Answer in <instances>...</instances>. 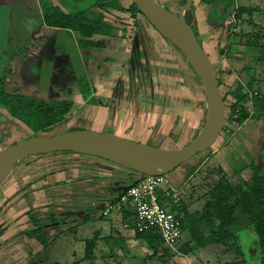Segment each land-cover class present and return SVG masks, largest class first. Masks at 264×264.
Listing matches in <instances>:
<instances>
[{
    "label": "crops",
    "instance_id": "1",
    "mask_svg": "<svg viewBox=\"0 0 264 264\" xmlns=\"http://www.w3.org/2000/svg\"><path fill=\"white\" fill-rule=\"evenodd\" d=\"M117 1L125 5L126 0ZM37 3V9L43 14L40 1ZM192 11L198 30V41L208 54L216 77L221 76L227 80L235 70V61L229 60V67L224 58V45L221 47L220 41L224 40L225 44V29L231 23H224L222 28L209 26L206 11L200 0H192ZM91 15H101L107 27L104 25L100 32L87 38H82L77 31L66 29L72 32L71 36L76 42L81 41L80 65L89 85L83 93L78 87L79 77L74 75L68 78V96L61 99L73 103L70 114L63 122L66 125L73 117L72 125L67 131L71 128L86 129L75 126L76 120L80 118L86 123L94 121L97 117V106H103L105 99L109 109L106 121L110 122L112 115L122 109L126 114H117L128 119L124 122L125 126L133 130L138 126L155 128L159 136H164V141L174 143L186 138L190 133L195 134L205 117L207 103L202 87L185 58L156 32L140 13L131 17L128 12H121L110 6L101 9L94 6L88 11V17ZM39 23V27L27 41L29 48L22 55L28 59H39L49 48L45 43L46 37L52 32L61 31V28L44 24L43 15ZM33 37L39 39V49L32 47ZM82 40L100 44L102 47L84 46ZM33 53L38 56H32ZM4 78L6 81L5 76ZM91 99H95L94 105L90 103ZM4 122H0V135L9 124L14 126V133L12 139L1 144L0 148L30 135L28 127L18 120L12 121L11 118L9 123ZM8 130H4L5 135ZM160 147L170 148L165 144ZM34 163H42V166L32 170ZM14 174L21 182L4 185L3 183ZM37 176L39 180L32 182ZM131 180L133 177L110 162L76 153L42 154L19 163L2 181L3 186H0V197H3V200H0V208L3 205L0 219L6 224L3 233L14 244V255L10 256L9 260L18 263V260H15L17 257L22 255L25 261L30 254L24 250L27 248V242H30L24 231L32 226L28 213L45 225L42 231L49 243L61 233L70 230L67 228L55 233L54 230H59L58 218L64 228L70 220L76 225L93 220L92 215L102 209L103 203L118 195L120 192L117 190L129 184ZM20 184L26 189L19 190ZM70 210L73 214L67 218ZM6 211L7 213H4ZM45 211L47 217L44 215ZM85 215L89 216L84 221ZM115 216V223L127 233L123 236L125 247H132L139 239L135 238V233L132 234L133 229L126 228V224L121 222L122 215ZM101 237L103 236H98V244L103 240ZM31 259L33 258L30 257ZM54 264H58L57 261Z\"/></svg>",
    "mask_w": 264,
    "mask_h": 264
},
{
    "label": "rangeland",
    "instance_id": "2",
    "mask_svg": "<svg viewBox=\"0 0 264 264\" xmlns=\"http://www.w3.org/2000/svg\"><path fill=\"white\" fill-rule=\"evenodd\" d=\"M37 1L39 0H0V78L6 77L8 90L20 91L26 96L48 101L61 100L68 96V87L70 84L68 78L71 76L77 75L80 79L78 87L86 88L85 75H83L80 65L79 53L81 44L76 42L75 38L71 36L72 32L61 29V31L52 32L50 36L46 37L45 43H47L49 48L46 52L42 53L39 59L33 57H29L28 59L22 56L24 55V51L29 48L27 41L30 40V36H32L36 28L39 27V22H41V16L43 15L39 12V9H37L39 6ZM96 1L97 0H44L43 3L48 7L57 4L60 6L61 10L67 11L71 10L73 5L79 6V9H86ZM132 1L133 0H126L125 6H129ZM157 1L164 7L168 6V9L172 10L174 13L179 12L177 0ZM232 2L236 3V5L248 6L252 9L251 14L247 12L241 13V17L238 20L229 18L225 21V24L232 22L234 25H227L225 29L226 36H224L225 44L223 42L224 40L222 42L220 41V46L222 47L224 45V58L229 67L231 66L229 60L232 59L236 61L234 62V67L236 68L237 64H243L244 61L248 62L254 60L257 54V49L249 46L247 41L253 40L255 35H258V43L260 45L264 44V0H232ZM203 8L204 11H206V18L208 19L207 13H209V9L206 5H203ZM250 19L253 22L250 21ZM254 23H256L258 27H255L253 25ZM208 25L212 28L215 27L213 21H208ZM31 40L32 47L39 49V39L33 37ZM34 54L37 55L33 53L32 56H34ZM250 65L254 68L253 64ZM253 68H250V73L255 71ZM8 70H10V72ZM237 77L243 84H246V74H242V76L238 75ZM260 78L263 82L260 84L259 88L257 86L254 88L257 91H264V74ZM224 89L225 86L221 85L220 90L223 91ZM228 99L229 101L226 100L225 107L226 115L229 114L230 110L228 107L232 102L231 98L228 97ZM94 100L95 99L90 100L92 105H94ZM104 103L103 106H97L98 111H95V117H97L94 121L86 123L78 118L75 126L99 132L112 133L122 138L154 147H160L165 144L170 148L184 146L199 130L198 128L195 134L190 133L186 138L179 139L174 143L173 141H164V136H159L155 128H149L148 126H143L141 128L138 126L133 130L125 126L126 123L124 122H127L128 119H125V116L121 117L118 115L126 114L125 110H119L117 112L118 114L112 115L110 122L106 121L105 118L109 116V109L107 108V100L104 99ZM87 114H90V112H87ZM72 118L66 122V125L62 122V124L54 126L49 131L38 132L36 135L51 136L63 133L72 125ZM13 120L14 119H12V121ZM4 123H9V121ZM9 125V127H7V125L4 127L2 135H0V145L12 139V133H14L12 130L14 126L11 124ZM224 126H226L227 130H222L211 147L204 152L198 153L172 172L164 175L166 180L174 187L181 186L185 196L190 192L194 195L202 194L208 185L213 184L220 177V174H218L219 171L231 174L230 179L233 185L238 182L239 178L243 181L248 179L251 174L249 168L242 170L238 174H233L234 167L238 166L242 161H248L247 154L255 158L257 162H260L258 159L259 152H261L262 147H264V129L262 128V124L249 119L243 124L236 126L233 125L232 122L226 120ZM7 129L9 130L5 135L4 130ZM263 151L264 150H262V152ZM199 160H203V163L200 167L196 168L195 174L190 176V171ZM33 166L32 170L38 169V167L42 166V163H34ZM212 170H214V173ZM34 173L33 171L32 174ZM15 175L16 174L3 184L9 183L10 185H14L15 183H20L21 179L19 177L15 178ZM38 180L39 178L37 176L32 179V182ZM18 187L20 188L19 190L26 189V187H22V184ZM0 200H3V197H0ZM202 204L203 201L199 200L193 205V210L199 209ZM2 206L0 211H2ZM4 213H7V211ZM71 213L70 210L67 218L71 217ZM44 215L47 217L46 211ZM92 216L94 219L89 220L85 224L82 222L76 225L70 220L71 222L68 223L65 228L63 223L60 222V218H58L57 227L59 230H54V232L60 233L63 229L67 228L70 229L69 231L64 230L65 232L58 235L51 242H47L46 245L41 244L36 238H29L30 242H27V248H24V250L30 252L29 256L24 261V256L20 255L15 259L18 260V263L16 261L11 264H54L56 261L58 264H90L86 260L82 261V258L84 255L85 241L93 238L95 235H97V237L99 235L103 236L101 237L103 240H101L102 242L100 241L99 244L97 243L94 249L95 260L92 264H106L103 260L110 256V248L112 247L109 248L108 243L113 245L115 241H118L121 242V247L122 245L125 247L124 240L122 243V237L127 233L122 231V227L115 223V213L110 214L109 218H104L101 216L100 211H96ZM62 220H64V218ZM110 222L112 223L111 225ZM4 224L5 223L1 220L0 264L9 263L10 256L13 257L14 255V244L6 238L3 233L6 230V224ZM117 229L119 231H117ZM132 234L134 235V232ZM239 235L244 257L247 262L246 264H261L260 258L264 260V256L259 253L255 234L250 227L240 230ZM182 236L185 237L184 233ZM125 248L127 250L129 248L130 251L128 252H131L133 255L130 257L127 256L129 257L128 260L123 258L124 260H121V263L124 261L125 264H163L162 261L157 259L149 260L147 258L148 251L140 240L132 247L126 246ZM7 250L9 253H7ZM119 251L122 253V250ZM30 257L33 259L30 260ZM232 259L233 258L230 256H218L213 249H206L201 252H194L192 256L178 254L173 256V258L165 264H199V262L218 264V262H230ZM111 262L114 261L111 260Z\"/></svg>",
    "mask_w": 264,
    "mask_h": 264
},
{
    "label": "trees",
    "instance_id": "3",
    "mask_svg": "<svg viewBox=\"0 0 264 264\" xmlns=\"http://www.w3.org/2000/svg\"><path fill=\"white\" fill-rule=\"evenodd\" d=\"M39 1L41 9L43 8L44 24L49 27L77 31L82 38L91 37L93 33L100 32L102 27L106 26L101 15L88 17V11L91 7L96 6L101 9L110 6L121 12H128L131 17L139 13L133 1L129 6H125L117 0H97L86 9H79V6L73 5L71 10L67 11L61 10L57 4L48 7L44 5V0ZM184 3L185 0H177L179 10ZM200 3L208 7V21H213L216 28L224 27L225 21L229 18L238 20L243 12L252 13L250 7L236 5L232 0H200ZM165 8L168 9L169 7ZM184 17L189 24H192L197 37L198 30L192 8L185 12ZM250 21L252 20L250 19ZM231 25L233 26L234 23L231 22ZM253 25L258 27L256 23ZM258 40L259 36L255 35L253 40L247 41L249 46L257 49L254 60L237 64L236 68L234 67L235 73L231 72L227 80L221 76L216 77V83L219 90L221 85L225 86L223 91L220 90L225 107L226 100L229 101L228 97L232 99L228 107L229 114L226 115L227 121L233 122L237 126L250 119L261 123L264 129V91H257L254 88L255 86L260 87L263 82L260 77L264 74V44L260 45ZM82 44L87 47H102L100 44H92L86 40H82ZM250 64H253L254 68ZM250 68L255 69V71L250 73ZM242 74L247 75L246 84H243L237 77L238 75L242 76ZM88 86L86 83V88H80L81 91L85 93ZM72 104L71 101L67 100L48 101L29 97L17 91L10 92L5 78H0V122H8L11 118L16 119L28 127L29 136L36 135L38 132L49 131L54 126L64 122L71 112ZM69 130H75V128ZM223 130H227L226 126ZM262 150L264 147L259 152L258 159L260 162L247 154L248 161H242L233 168V174H238L249 168L251 174L248 179L243 181L239 178L238 182L233 185L230 179L231 174L219 171L220 177L213 184L208 185L202 194L194 195L191 192L186 196L184 194L177 204L170 206L171 212L180 221L182 234L185 235L175 246H166L155 229L138 232L134 226V212L130 209H124L121 222L126 224L127 228L133 229L135 238L143 242L148 251L147 258L149 260L157 259L163 264L178 254L192 256L194 252H201L206 249H213L218 256H230L234 259L232 261L227 260L230 262H218V264H246L239 231L248 229V227L255 234L260 255L264 256V151L262 152ZM202 163L203 160L195 163L194 168L189 173L190 176L195 174L196 168L200 167ZM212 171L214 173V170ZM134 182L131 180L129 183L132 185ZM199 200L203 201L202 206L193 210V205ZM88 216H84V221L88 219ZM28 217L32 226L24 231V235L28 238H36L41 244L46 245V237L42 231L45 226L31 213H28ZM98 239L95 235L85 241L83 261L86 260L91 264L95 260L94 249ZM123 239L122 237V243ZM120 243L118 241H115L113 245L108 243L109 248L112 246L110 256L104 258L103 262L106 264H125L124 261L122 263L120 261L124 260L123 258L128 260L133 254L128 252L123 245L121 247ZM119 250H122V253ZM260 260L263 264L264 260L261 258ZM199 264L207 263L199 262Z\"/></svg>",
    "mask_w": 264,
    "mask_h": 264
},
{
    "label": "water",
    "instance_id": "4",
    "mask_svg": "<svg viewBox=\"0 0 264 264\" xmlns=\"http://www.w3.org/2000/svg\"><path fill=\"white\" fill-rule=\"evenodd\" d=\"M133 2L154 30L185 58L202 87L207 109L197 134L179 148L154 147L92 129L69 130L51 136L32 135L0 149V185L24 160L63 152L105 160L120 167L133 180L140 175H165L207 150L217 140L226 121L225 106L211 60L198 41L192 24L184 17L192 8V0H185L177 14L157 0ZM130 185L125 184L117 191L123 192Z\"/></svg>",
    "mask_w": 264,
    "mask_h": 264
},
{
    "label": "built area",
    "instance_id": "5",
    "mask_svg": "<svg viewBox=\"0 0 264 264\" xmlns=\"http://www.w3.org/2000/svg\"><path fill=\"white\" fill-rule=\"evenodd\" d=\"M134 181L125 191L103 203L101 216L122 215L124 209H130L134 212V226L138 232L155 229L166 246H175L182 232L180 221L170 206L183 197L182 187H174L164 175H140Z\"/></svg>",
    "mask_w": 264,
    "mask_h": 264
},
{
    "label": "flooded vegetation",
    "instance_id": "6",
    "mask_svg": "<svg viewBox=\"0 0 264 264\" xmlns=\"http://www.w3.org/2000/svg\"><path fill=\"white\" fill-rule=\"evenodd\" d=\"M169 10H170V9H169ZM254 94H255V93H254ZM28 137H29V136H28ZM26 138H27V137H26ZM9 259H10V258H9ZM22 260H23V258H22ZM11 263H12V261L9 260V263L6 262V263H4V264H11Z\"/></svg>",
    "mask_w": 264,
    "mask_h": 264
}]
</instances>
